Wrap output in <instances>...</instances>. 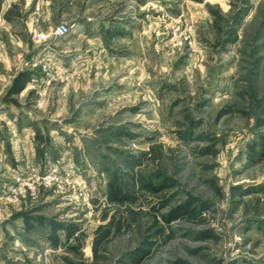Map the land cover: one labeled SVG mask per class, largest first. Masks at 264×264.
<instances>
[{
	"label": "rangeland",
	"instance_id": "rangeland-1",
	"mask_svg": "<svg viewBox=\"0 0 264 264\" xmlns=\"http://www.w3.org/2000/svg\"><path fill=\"white\" fill-rule=\"evenodd\" d=\"M0 144V264H264V0H3Z\"/></svg>",
	"mask_w": 264,
	"mask_h": 264
},
{
	"label": "crops",
	"instance_id": "crops-1",
	"mask_svg": "<svg viewBox=\"0 0 264 264\" xmlns=\"http://www.w3.org/2000/svg\"><path fill=\"white\" fill-rule=\"evenodd\" d=\"M49 2V1H48ZM50 3H52V0H50ZM77 20H79V19H76L75 21H77ZM122 26H124V28H125V32H126V34L125 35H122L123 34V30H122V27L120 28V30L119 31H117V32H115L114 34H113V38L114 39H117V38H120L121 36H124V37H127V35L129 36V34L130 33H133V32H135V31H133V32H131L130 30H132V23H128V24H125V25H122ZM111 28V27H110ZM119 28H113V29H119ZM106 30H108L109 29V27H106L105 28ZM111 30V29H110ZM114 32V31H113ZM81 34H88V35H96V37L97 38H99V39H101V38H103L106 34L105 33H103V32H101V30H99V28H98V30H97V33L96 34H94L93 32H91L90 30H88V31H83V32H81ZM135 34H136V32L133 34L134 35V38H136V36H135ZM121 38H123V37H121ZM14 138H16V136L14 135H12V138H11V149H12V153H13V155H15L14 153V151H15V148H18L19 147V145H20V143H19V141L20 140H18V138H16V139H14ZM19 143V144H18ZM2 144H0V149H2L1 147H3V146H1ZM31 150H33V152H32V156L31 157H34V153H35V147L33 146V144H31ZM1 151V150H0ZM0 154H1V152H0ZM3 154H4V152H3ZM19 155V154H18ZM17 154H16V157L19 159V156H18ZM5 156V155H4ZM14 157V156H13ZM5 158H6V156H5ZM15 158V157H14ZM18 159H16V161H19ZM6 161H8L7 159H4L3 160V162H5L4 164H6L7 165V162ZM3 162H2V164H0V166H3L4 164H3Z\"/></svg>",
	"mask_w": 264,
	"mask_h": 264
},
{
	"label": "built area",
	"instance_id": "built-area-1",
	"mask_svg": "<svg viewBox=\"0 0 264 264\" xmlns=\"http://www.w3.org/2000/svg\"><path fill=\"white\" fill-rule=\"evenodd\" d=\"M70 26L68 24H60L58 25L54 31H53V35L57 38H65L69 33H70ZM38 38H44L45 39V36L42 35V34H38L37 35ZM58 174H60V170L58 169V167H55L51 170V172L49 173L48 176H46L44 179L46 181H53L57 176ZM52 176H54V178H52ZM18 189H15L14 190V193H17Z\"/></svg>",
	"mask_w": 264,
	"mask_h": 264
},
{
	"label": "trees",
	"instance_id": "trees-1",
	"mask_svg": "<svg viewBox=\"0 0 264 264\" xmlns=\"http://www.w3.org/2000/svg\"><path fill=\"white\" fill-rule=\"evenodd\" d=\"M2 1L3 0H0V8H1ZM156 191H157V189H156ZM121 194H122V192H121V190L119 188H115L114 189V195H115V198L114 199H115V201H123V198L121 197ZM188 208H190V205H188L187 207H185V209H188ZM182 213H183V211L181 210V208H178L176 210H173V211H171L168 214V216H166L167 217L166 218V221L168 223H171L172 221L177 220L181 216Z\"/></svg>",
	"mask_w": 264,
	"mask_h": 264
}]
</instances>
